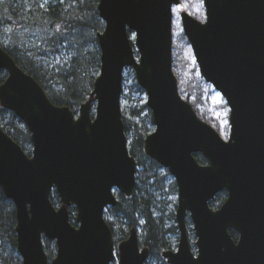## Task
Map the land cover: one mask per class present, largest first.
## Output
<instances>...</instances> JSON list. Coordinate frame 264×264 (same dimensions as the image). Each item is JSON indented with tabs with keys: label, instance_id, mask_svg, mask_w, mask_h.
Listing matches in <instances>:
<instances>
[{
	"label": "water",
	"instance_id": "water-1",
	"mask_svg": "<svg viewBox=\"0 0 264 264\" xmlns=\"http://www.w3.org/2000/svg\"><path fill=\"white\" fill-rule=\"evenodd\" d=\"M180 0H98L104 30L97 35L101 67L88 101L76 115L0 45V107L32 134V153L0 124V186L16 209L22 264H144L150 253L131 229L117 248L105 219L133 195L137 160L122 117L124 70L135 71L147 93L155 131L146 153L178 185L175 249L169 264H264V0H204L206 19L182 11L183 33L201 75L230 107V137L196 113L179 92L173 69V8ZM132 36V37H131ZM96 113L92 116V103ZM207 163L201 164L195 154ZM58 192L61 205L50 199ZM228 192L218 209L209 204ZM77 210L78 226L69 207ZM191 217L196 251L187 228ZM230 229L238 233L233 238ZM45 239L57 245L48 257Z\"/></svg>",
	"mask_w": 264,
	"mask_h": 264
},
{
	"label": "trees",
	"instance_id": "trees-1",
	"mask_svg": "<svg viewBox=\"0 0 264 264\" xmlns=\"http://www.w3.org/2000/svg\"><path fill=\"white\" fill-rule=\"evenodd\" d=\"M104 28L98 12V0H0V45L46 89L53 103L68 105L74 113L88 100L98 77L101 50L97 35ZM63 47L72 49L71 57L58 65L47 63L52 54L63 53ZM5 79L6 73L0 71V83ZM127 82L124 78L125 85ZM131 82L130 92L145 94L135 76ZM126 89L123 98L128 95ZM123 117L124 128L132 137L129 150L139 165L137 187L132 196L118 194L120 201L109 208L107 220L115 243L126 239L130 230L139 228L142 222L143 237L140 242L149 248L150 253L145 264H167L163 251L174 247L172 236L179 235V229L176 224L166 227L161 215L163 209L158 207L156 197L151 192L156 190L165 195L176 194L177 183L171 173L144 150L145 138L153 125L148 106L143 104L134 110L132 118ZM0 124L30 155L31 133L23 121L12 111L1 108ZM196 158L203 164L207 162L200 153L196 154ZM227 195L225 190L219 192L210 205L218 208ZM51 200L54 205L61 202L56 192L51 195ZM70 211L77 224V210L72 206ZM16 216L14 202L7 198L0 186V264H22L17 250ZM170 218L176 219L174 212ZM230 231L233 238L238 239L236 231ZM45 246L48 257L53 258L56 245L48 239ZM8 248L14 251V256L6 257Z\"/></svg>",
	"mask_w": 264,
	"mask_h": 264
},
{
	"label": "rangeland",
	"instance_id": "rangeland-1",
	"mask_svg": "<svg viewBox=\"0 0 264 264\" xmlns=\"http://www.w3.org/2000/svg\"><path fill=\"white\" fill-rule=\"evenodd\" d=\"M179 5H175L173 8V69L179 81V92L183 98L188 99L189 102L193 103L196 113L199 114L200 118L205 120L209 125H212L217 129L220 134L226 139L230 137L231 124H230V108L223 98L222 94L216 90L213 85L207 82L203 78L198 67L196 58L194 57L193 48L190 46L189 42L186 41L183 33V23H182V11L189 12L197 20L204 21L206 19V11L204 6V0H180ZM63 53L52 54L47 59V63L52 64L53 62L58 65V63L63 62L71 57L72 49L68 50L63 47ZM135 73L133 71L127 70L125 73V78L128 80L127 89L125 90L126 95L122 100L123 116L131 117V114L137 108H141L143 104L147 101V94H140L138 92H130V86L132 85V78ZM135 90V89H134ZM96 112L95 102H93V112ZM148 112V110L146 111ZM151 131H155L156 127L150 126ZM129 144L131 143V134L128 133ZM174 179V178H173ZM152 195L156 197V202L159 204L158 207H162L161 215L165 219L166 227L170 228L173 224L177 225V220L170 218L172 212L176 213L177 203L179 194L165 195L161 191L153 190ZM170 202V203H169ZM106 213V219H107ZM156 216H159L156 213ZM73 223V219H71ZM188 219L189 235L192 244L196 241L195 233L193 228V223ZM139 234L143 235L142 222L141 226L138 228ZM173 240H175L174 247L178 243L179 235H173ZM52 244H54L52 242ZM55 245V244H54ZM174 247L172 249H174ZM56 248V247H55ZM196 252V250H194ZM11 248L6 250V257L11 255L14 256L15 253ZM118 257V255H117ZM118 260H115L114 264H117ZM167 263V262H166ZM169 264V263H167Z\"/></svg>",
	"mask_w": 264,
	"mask_h": 264
},
{
	"label": "bare ground",
	"instance_id": "bare-ground-1",
	"mask_svg": "<svg viewBox=\"0 0 264 264\" xmlns=\"http://www.w3.org/2000/svg\"><path fill=\"white\" fill-rule=\"evenodd\" d=\"M138 169H139V165H138ZM133 229V228H132ZM136 230H138V242L140 243V246L142 247V248H148L147 246H142L141 245V242H140V240H141V238L143 237V235H140L139 234V229L138 228H135ZM131 231V230H130ZM130 235V234H129ZM148 250H149V248H148ZM167 250H171V249H167Z\"/></svg>",
	"mask_w": 264,
	"mask_h": 264
},
{
	"label": "flooded vegetation",
	"instance_id": "flooded-vegetation-1",
	"mask_svg": "<svg viewBox=\"0 0 264 264\" xmlns=\"http://www.w3.org/2000/svg\"><path fill=\"white\" fill-rule=\"evenodd\" d=\"M187 217H188L189 220H191L189 216H187ZM190 222H191V221H190ZM177 228H178V226H177Z\"/></svg>",
	"mask_w": 264,
	"mask_h": 264
}]
</instances>
